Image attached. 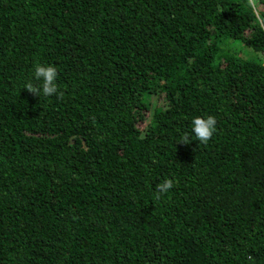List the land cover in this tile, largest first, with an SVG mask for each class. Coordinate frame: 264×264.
<instances>
[{
	"label": "trees",
	"instance_id": "16d2710c",
	"mask_svg": "<svg viewBox=\"0 0 264 264\" xmlns=\"http://www.w3.org/2000/svg\"><path fill=\"white\" fill-rule=\"evenodd\" d=\"M37 63L57 94L24 88ZM0 264H264L246 0H0Z\"/></svg>",
	"mask_w": 264,
	"mask_h": 264
},
{
	"label": "clouds",
	"instance_id": "9594fccd",
	"mask_svg": "<svg viewBox=\"0 0 264 264\" xmlns=\"http://www.w3.org/2000/svg\"><path fill=\"white\" fill-rule=\"evenodd\" d=\"M247 6L251 9L255 24L262 30H264V14L261 12V5L259 0H246ZM35 78L42 81L41 86H34L31 82L25 84L24 88L34 95L52 96L58 93V87L56 84L57 70L51 65H42L37 63L34 67ZM62 95V93H61ZM192 132L195 139L200 143H207L213 136L216 130V119L212 115H208L206 118L196 116L191 121ZM191 138L184 134L179 140L185 144L189 143ZM174 181L172 179H165L159 183L157 187V196L159 199L160 194L167 193L173 187Z\"/></svg>",
	"mask_w": 264,
	"mask_h": 264
},
{
	"label": "rangeland",
	"instance_id": "374dc122",
	"mask_svg": "<svg viewBox=\"0 0 264 264\" xmlns=\"http://www.w3.org/2000/svg\"><path fill=\"white\" fill-rule=\"evenodd\" d=\"M158 98H160V97H159V96H156V97H155V101H157Z\"/></svg>",
	"mask_w": 264,
	"mask_h": 264
}]
</instances>
